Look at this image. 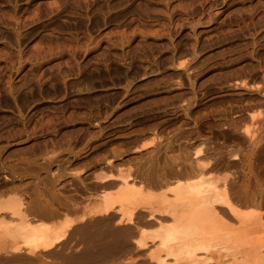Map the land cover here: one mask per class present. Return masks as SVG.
I'll use <instances>...</instances> for the list:
<instances>
[{
	"label": "rangeland",
	"instance_id": "1",
	"mask_svg": "<svg viewBox=\"0 0 264 264\" xmlns=\"http://www.w3.org/2000/svg\"><path fill=\"white\" fill-rule=\"evenodd\" d=\"M262 224L264 0H0V264H264Z\"/></svg>",
	"mask_w": 264,
	"mask_h": 264
},
{
	"label": "bare ground",
	"instance_id": "2",
	"mask_svg": "<svg viewBox=\"0 0 264 264\" xmlns=\"http://www.w3.org/2000/svg\"><path fill=\"white\" fill-rule=\"evenodd\" d=\"M125 182V181H124ZM200 185V184H199ZM200 187V186H199ZM200 189V188H199ZM193 190V189H192ZM210 190V189H209ZM193 191H195V190H193ZM202 192V191H201ZM215 192V191H214ZM205 193V195H206V193H209V192H204ZM135 193L134 192H129V193H126L125 195H124V197H123V200H125V201H128L129 203H132V212H133V210H135L138 206L134 203V202H136V196L134 195ZM200 195V194H199ZM202 195V194H201ZM204 195V196H205ZM209 195V194H208ZM208 197V196H207ZM210 197V196H209ZM214 197V196H213ZM201 198V197H200ZM203 198V197H202ZM205 198V197H204ZM208 199V198H207ZM212 199V198H211ZM205 200V199H204ZM203 200V201H204ZM215 199L213 200L212 199V201L210 200V198H209V200H207V201H205V207H204V210H206V211H216V205H215ZM192 204H193V202H192ZM195 204H196V202H195ZM202 204V203H201ZM142 207V209L145 207H143V206H141ZM110 208L111 207H109V206H107V207H105L104 209H103V214H107L108 213V211L110 210ZM139 208H140V206H139ZM145 209V208H144ZM219 212V211H218ZM154 213H156V214H159V215H161L160 213H165V214H170V213H174V210L173 211H171V210H168V209H156V208H154V209H152L150 212H148V214H147V220L149 219V221L151 220V219H156L157 217H156V214H154ZM201 213V212H200ZM110 215V217H111V215H112V213L111 214H109ZM130 215H131V213H129V217H130ZM187 215V214H186ZM198 215V214H197ZM189 217V216H188ZM196 217V216H195ZM108 218V217H107ZM142 217H140V219H141ZM144 218V217H143ZM181 218V217H180ZM190 218V217H189ZM199 218V217H198ZM111 219V218H110ZM161 219V218H160ZM108 220V219H107ZM141 220H144V221H146L145 219H141ZM137 221V222H142V221ZM180 220V219H179ZM202 220V219H201ZM143 221V222H144ZM143 224V223H142ZM220 224H223V222H219L218 223V225L217 224H215V223H211V224H209L208 226H207V229L209 230V229H212L213 227H215V226H217V227H220ZM140 225V224H139ZM244 226H243V228L242 229H250V228H254V227H256L255 225H254V222H250L249 223V226H248V224H243ZM191 226V225H190ZM163 227V226H162ZM161 227V228H162ZM167 228V227H166ZM161 229V230H163L162 232H161V230H160V233L158 234L159 236H163V237H161V239H159L158 241H156V245L154 246V251H152V253H151V258L153 259L152 261H154L156 264H167V263H165L166 262V260H167V258L169 259H171V261H170V263L171 264H207V262H210L211 260H216L217 259V261H216V263L217 264H221V259H218L217 257L215 258L214 257V255L213 256H211L210 257V254L209 255H200L198 252L199 251H197V250H199V247H196V248H193V247H191V248H186V247H182V246H179V244H178V246L179 247H177V246H175V245H177L176 243H177V241H175V243H174V241L172 240V236L174 237L175 235H177L176 234V229H174V228H167V229ZM194 229V228H193ZM192 229V230H193ZM175 230V231H174ZM32 232H30V233H28V235L25 237V236H20V238L19 237H15V240H19L18 242H16V246H14V248L15 249H18V248H22V247H31V245L34 243V242H36V241H38V240H40V239H42L43 240V243H44V245H47V243H45L46 242V237H47V235L45 234V231L43 230V229H41V228H39L38 230L37 229H33V230H31ZM165 231V232H164ZM194 231H196V230H194ZM195 234V233H194ZM258 234H259V237L260 238H257L256 240L255 239H251V240H249L248 242H247V244H245V246H242L243 247V249L241 250V253L243 254V255H247V256H249V255H257V254H260L262 251H264V250H262L261 248L262 247H264V243H262V242H264V224H262V225H260V228L258 229ZM198 236V235H197ZM195 237H196V235H195ZM249 237H251V236H249ZM155 239V235L154 236H152V239ZM198 238V237H197ZM251 238H253V236L251 237ZM151 239V240H152ZM178 239V238H177ZM167 240H169V241H167ZM194 241V240H193ZM260 241V242H259ZM172 242V243H171ZM188 244V243H187ZM184 246V245H183ZM208 249V248H207ZM209 249H210V247H209ZM178 252V253H177ZM262 253H264V252H262ZM238 254V253H237ZM216 255V254H215ZM227 255V254H226ZM235 255V254H234ZM209 256V257H208ZM222 256H224V255H222ZM236 256V255H235ZM242 256V255H241ZM234 257V256H233ZM212 258H214V259H212ZM223 260V259H222ZM153 262V263H154ZM212 262V261H211ZM210 262V263H211Z\"/></svg>",
	"mask_w": 264,
	"mask_h": 264
}]
</instances>
